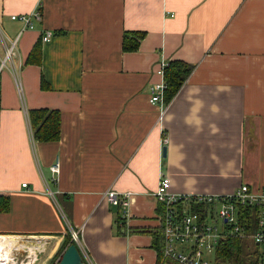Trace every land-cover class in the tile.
<instances>
[{"label":"crops","instance_id":"0c3cea01","mask_svg":"<svg viewBox=\"0 0 264 264\" xmlns=\"http://www.w3.org/2000/svg\"><path fill=\"white\" fill-rule=\"evenodd\" d=\"M36 12L33 29L13 20ZM125 32L145 33L137 52L123 51ZM12 42L18 75L8 65L0 80L10 264H59L72 243L84 264H176L153 197L163 176L186 195L264 188V0H0V64ZM173 61L194 70L170 103L152 105ZM37 110L60 112L58 141L34 139Z\"/></svg>","mask_w":264,"mask_h":264},{"label":"built area","instance_id":"2783aa9c","mask_svg":"<svg viewBox=\"0 0 264 264\" xmlns=\"http://www.w3.org/2000/svg\"><path fill=\"white\" fill-rule=\"evenodd\" d=\"M32 17L41 20L40 13L32 16H13V20L24 24L25 29H33ZM53 34L47 32L42 41L48 43ZM16 51V42H12L6 49V58L0 64V80L5 68L12 67L15 77L18 71L13 64ZM168 64H162L158 70L161 81L154 84L150 96L152 105L163 101L167 84L164 80V70ZM60 164L51 167L53 173H58ZM24 188L27 184L23 185ZM169 177L163 176L159 186L153 194L158 204L164 207L161 217L164 234V258L176 264H233L219 262L216 251L222 242L238 239L242 241L253 240L256 249L248 254L245 264H264V188L251 189L248 184H242L230 194H200L186 195L175 193L171 189ZM107 199L115 206H120L122 200L119 195L110 191ZM252 208L258 210L257 219L249 223L248 230L242 222L239 208ZM80 233L72 232L73 242L79 243ZM255 260V261H253Z\"/></svg>","mask_w":264,"mask_h":264},{"label":"trees","instance_id":"16d2710c","mask_svg":"<svg viewBox=\"0 0 264 264\" xmlns=\"http://www.w3.org/2000/svg\"><path fill=\"white\" fill-rule=\"evenodd\" d=\"M145 38L144 32H125L123 38V51L127 53L137 52L140 48L141 41ZM41 54V48L37 44L31 52L27 65L37 63ZM194 70V66L181 61H173L169 63L168 67L164 70V80L167 84V90L164 93V100L170 103L177 95L191 72ZM42 85L44 86V80ZM30 123L33 131V137L37 142L50 143L56 142L60 139L61 132V114L57 111L50 110H37L31 111ZM11 197L8 193H0V213H8L10 210ZM239 213L242 222H244L248 230H251V221L257 219L258 210L252 208H239ZM156 241L159 242L160 237L156 236ZM242 240L233 239L226 242H222L216 251L219 262L233 263V264H245V259L249 253H247L243 247ZM157 246V245H156Z\"/></svg>","mask_w":264,"mask_h":264},{"label":"water","instance_id":"95a60500","mask_svg":"<svg viewBox=\"0 0 264 264\" xmlns=\"http://www.w3.org/2000/svg\"><path fill=\"white\" fill-rule=\"evenodd\" d=\"M163 157H167V147L163 148ZM59 264H84L79 249L75 244H71L64 252Z\"/></svg>","mask_w":264,"mask_h":264},{"label":"bare ground","instance_id":"6f19581e","mask_svg":"<svg viewBox=\"0 0 264 264\" xmlns=\"http://www.w3.org/2000/svg\"><path fill=\"white\" fill-rule=\"evenodd\" d=\"M17 243L18 242L16 241V239H9V238L3 239L0 248V264H10L13 262L12 250L17 245Z\"/></svg>","mask_w":264,"mask_h":264},{"label":"rangeland","instance_id":"374dc122","mask_svg":"<svg viewBox=\"0 0 264 264\" xmlns=\"http://www.w3.org/2000/svg\"><path fill=\"white\" fill-rule=\"evenodd\" d=\"M161 66H162V64H161ZM160 66V67H161ZM246 155H247V153H246ZM246 159H248V158H246ZM246 159H245V161H244V165H243V169H244V176H245V179H246V177H248L249 175H248V168L246 167ZM248 175V176H247ZM245 181H247V180H245ZM20 244H24V243H20ZM243 247H244V249H245V251L247 252V253H249V254H251V252H253L255 249H256V243L253 241V240H246L245 242H243ZM29 254L28 253H26V255H25V257L26 256H28ZM18 259V260H17ZM20 259V260H19ZM16 262H17V264H23V260H24V258H21V256H17L16 257ZM209 260H211L212 261V264H215L214 263V261H213V259H212V257H209ZM31 261V260H30ZM253 261H255V260H253ZM15 262V263H16ZM247 262V260L245 259V263Z\"/></svg>","mask_w":264,"mask_h":264}]
</instances>
